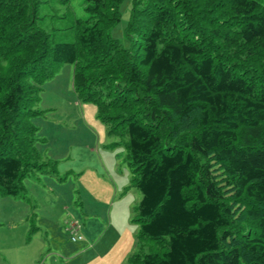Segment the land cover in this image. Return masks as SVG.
I'll return each instance as SVG.
<instances>
[{"label":"trees","instance_id":"1","mask_svg":"<svg viewBox=\"0 0 264 264\" xmlns=\"http://www.w3.org/2000/svg\"><path fill=\"white\" fill-rule=\"evenodd\" d=\"M69 1L0 0V195L54 170L31 119L70 63L128 137L140 236L160 243L130 264H264V0H133L129 46L110 34L123 0H85L84 16Z\"/></svg>","mask_w":264,"mask_h":264},{"label":"rangeland","instance_id":"2","mask_svg":"<svg viewBox=\"0 0 264 264\" xmlns=\"http://www.w3.org/2000/svg\"><path fill=\"white\" fill-rule=\"evenodd\" d=\"M84 2L70 0L67 9L84 16ZM132 4L121 2V19L110 28L123 46L130 45L124 29ZM69 21L46 18L51 28ZM73 68L63 63L43 83L31 119L42 161H55L54 170H31L19 196L0 195V264H130L160 244L140 236L142 193L132 181L128 137L110 132L95 103L79 96Z\"/></svg>","mask_w":264,"mask_h":264},{"label":"built area","instance_id":"3","mask_svg":"<svg viewBox=\"0 0 264 264\" xmlns=\"http://www.w3.org/2000/svg\"><path fill=\"white\" fill-rule=\"evenodd\" d=\"M76 238H78V239H79V238H80V236H77V237H73V239H76Z\"/></svg>","mask_w":264,"mask_h":264}]
</instances>
